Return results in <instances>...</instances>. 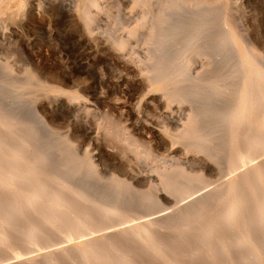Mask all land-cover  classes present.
I'll list each match as a JSON object with an SVG mask.
<instances>
[{
  "label": "rangeland",
  "instance_id": "obj_1",
  "mask_svg": "<svg viewBox=\"0 0 264 264\" xmlns=\"http://www.w3.org/2000/svg\"><path fill=\"white\" fill-rule=\"evenodd\" d=\"M24 1L0 17V264H122L125 247L109 234L169 213L174 219L161 223L171 227L169 244L197 211L224 200L235 168L264 171V127L254 115L235 123L245 99L264 93V0ZM247 147L254 160L243 166L238 150ZM56 194L80 208L55 214ZM235 226L215 253L235 237L250 264H264V222L242 216ZM89 243L95 249L62 262V251ZM163 252L153 264H176Z\"/></svg>",
  "mask_w": 264,
  "mask_h": 264
},
{
  "label": "bare ground",
  "instance_id": "obj_2",
  "mask_svg": "<svg viewBox=\"0 0 264 264\" xmlns=\"http://www.w3.org/2000/svg\"><path fill=\"white\" fill-rule=\"evenodd\" d=\"M12 0H0V17L1 16H3L4 14H7L6 12H7V10H9L10 9V6L11 5H9V3L11 2ZM24 1V0H23ZM15 2V1H14ZM14 2H12L13 4H14ZM16 2H18L17 4H20V2H22V1H16ZM25 2V1H24ZM15 5V4H14ZM13 8V7H12ZM14 10V9H13ZM11 10H9V12H10ZM17 11V10H16ZM12 12V11H11ZM3 20V19H2ZM246 78V77H245ZM243 80V79H242ZM248 80V79H247ZM257 80V79H256ZM255 81V80H254ZM259 82H260V80H259ZM249 83H251V82H249ZM253 83V82H252ZM245 84H247V83H245ZM244 84V85H245ZM260 84H262L261 82H260ZM264 84V83H263ZM260 86H262V85H260ZM255 87H258V84L255 86ZM264 87V86H263ZM248 88H251V86L250 87H248ZM260 88H262V87H260ZM251 89H254V88H251ZM250 89V90H251ZM258 89V88H257ZM242 90L244 91V89L242 88ZM262 90V89H261ZM260 90V91H261ZM249 91V90H248ZM251 92V91H250ZM262 92V91H261ZM260 92V94H262V96L260 97V100L257 98V102H249L248 101V99L249 98H247V99H245V96H244V98H243V101H244V99H245V101H244V103H242L241 105H240V107H241V109H242V114H241V116H238V118H237V120L235 121V123H237V122H239V121H241L242 119H246L247 118V120H250L249 118L251 117V116H253L254 118H253V120H252V122L254 121V123H255V121H257L256 122V124L258 125V126H256V125H254L256 128H260V127H264V107H261V106H263V105H257V103L259 102V101H263L264 100V93L262 92L261 93ZM253 93V92H252ZM255 93V92H254ZM257 93H259V91H256V94H254V95H257ZM253 96V95H252ZM247 97V96H246ZM248 97H250V96H248ZM251 98V97H250ZM253 98V97H252ZM240 99V98H239ZM242 99V98H241ZM255 99V98H254ZM239 101V100H238ZM243 101H241V102H243ZM264 102V101H263ZM262 102V103H263ZM236 103H238V102H236ZM235 107V106H234ZM239 107V106H238ZM261 111V112H260ZM195 112V111H194ZM236 113V112H235ZM198 113H196V115H197ZM229 115H232V114H229ZM193 116V115H192ZM191 116V117H192ZM229 117H232V116H229ZM234 119V118H233ZM232 119V120H233ZM194 120H195V118H194ZM235 120V119H234ZM196 121V120H195ZM251 121V120H250ZM195 123V122H194ZM228 124V123H227ZM232 124V123H231ZM230 124V125H231ZM190 125V124H189ZM229 125V126H230ZM234 125V124H233ZM237 125V124H236ZM252 125H253V123H252ZM191 126V125H190ZM193 126V125H192ZM247 126V125H246ZM5 127V126H4ZM10 127V126H9ZM252 127L253 126H251V129H252ZM255 127H253V128H255ZM243 128V127H242ZM248 128V127H247ZM4 129V128H3ZM207 129H209V127L207 128ZM227 129V128H226ZM232 129V128H231ZM258 129H256V130H258ZM1 130V129H0ZM6 130V129H5ZM4 130V131H5ZM9 130V129H8ZM12 130V129H11ZM197 130H199V128L198 129H196V131ZM224 130H225V127H224ZM223 130V131H224ZM228 130V129H227ZM227 130H225V132L227 131ZM229 130H230V128H229ZM233 130V129H232ZM236 130V129H235ZM234 130V131H235ZM248 130H249V128H248ZM256 130H254V131H256ZM261 130V131H260ZM259 131H256L258 134H260V133H262V130L263 129H260ZM2 131V130H1ZM1 131H0V133H1ZM3 131V132H4ZM10 131V130H9ZM9 131H7V132H9ZM234 131H232V132H234ZM247 131V130H246ZM246 131H243V132H245V134L246 133H248V132H246ZM2 132V133H3ZM191 132V131H190ZM205 132V131H204ZM230 132H231V130H230ZM232 132H231V134H232ZM242 132V133H243ZM10 133V132H9ZM15 133V132H14ZM4 134V133H3ZM198 134V133H197ZM237 134V133H236ZM250 134V133H249ZM257 134V135H258ZM8 135V134H7ZM200 135V134H199ZM242 136H244L243 134H241ZM4 136H6V135H4ZM9 136V135H8ZM10 136H12V135H10ZM9 136V137H10ZM201 136V135H200ZM230 136V135H229ZM231 136H233V135H231ZM235 136V135H234ZM246 136V135H245ZM244 136V137H245ZM240 137V136H239ZM8 138V137H7ZM200 138H202V137H200ZM227 138V137H226ZM236 138V137H235ZM243 138V137H242ZM241 138V139H242ZM247 138V137H246ZM3 139V138H2ZM244 139V138H243ZM242 139V140H243ZM7 140V139H6ZM226 140V139H225ZM227 140H229V139H227ZM226 140V141H227ZM248 140V139H247ZM4 141V140H3ZM3 141H1V142H3ZM225 141V142H226ZM233 141H235V140H233ZM232 140H231V142H233ZM5 143H6V141H4ZM9 142V141H8ZM228 142V141H227ZM244 142H246V141H244ZM207 143V142H206ZM235 143H236V141H235ZM9 144V143H8ZM200 144V143H199ZM198 144V145H199ZM230 144V143H229ZM232 144H234V143H232ZM3 145V144H2ZM6 145V144H5ZM202 145V144H201ZM7 146V145H6ZM202 146H204L205 147V145L203 144ZM231 146V145H230ZM232 146H235V145H232ZM18 148H17V150L15 151V154H14V159L15 160H18L21 156H22V153H23V146H21L20 148H19V146H17ZM239 147V145H237V148ZM198 148V147H197ZM202 148V147H201ZM207 148H208V146H207ZM206 148V149H207ZM237 148H236V150L235 151H237ZM199 149V148H198ZM203 149V148H202ZM239 149V148H238ZM245 149V153L246 154H242V153H240V150H238L237 152H238V154H241L242 156L243 155H245L244 156V158L240 155V161L238 160L237 161V163L238 162H240V163H244V161H246V158H248V157H246L247 155H249V153H251V151H250V147L248 148L247 147V149L246 148H244ZM233 150H234V147H233ZM232 151V150H231ZM233 152L234 154H232V155H235V153L236 152ZM253 151V150H252ZM217 153H218V151H217ZM231 153V152H230ZM255 153V152H254ZM30 154V153H29ZM214 154V153H213ZM237 153H236V155H238ZM210 155H212V153L210 154ZM235 155V156H236ZM213 156V155H212ZM214 156H217L216 154H214ZM213 156V157H214ZM219 156V155H218ZM217 156V157H218ZM250 156V155H249ZM252 156H254V155H252ZM23 157V156H22ZM38 157V156H37ZM222 157V156H221ZM221 157H219V158H216V159H221ZM229 157H232V156H228V158ZM12 158V157H11ZM234 158V157H233ZM238 158V159H239ZM253 159V157H250V158H248L249 160L250 159ZM8 159V158H7ZM37 159V158H36ZM212 159V158H211ZM243 159H245V160H243ZM251 159V160H252ZM260 159V158H259ZM24 160V159H23ZM230 160H231V158H230ZM254 160V159H253ZM252 160V161H253ZM261 160H263L264 161V158H261ZM34 161V160H33ZM252 161H250V163H252ZM257 161H259L258 159H257ZM2 162V161H1ZM31 162V161H30ZM227 162V161H226ZM246 162H248V161H246ZM22 163L23 162H21V165H22ZM37 163V161H35L34 162V170L35 169H37V168H40L39 166H41L40 164H36ZM205 163H207V162H205ZM227 163H229V162H227ZM235 164H231V165H237L236 164V162H234ZM242 163V165L243 166H246V164L244 165ZM256 163H258V162H256ZM260 163V162H259ZM262 163V162H261ZM8 164V163H7ZM19 164H20V162H19ZM25 164V163H24ZM27 164V163H26ZM30 164V163H29ZM209 164V163H208ZM230 164V163H229ZM228 164V165H229ZM248 164H249V162H248ZM5 165V164H4ZM33 165V164H32ZM226 165V164H225ZM262 165V167H264L263 165L264 164H261ZM29 166V165H28ZM51 166V165H50ZM247 166H249V165H247ZM37 167V168H36ZM208 167V166H207ZM231 167H233V166H230V169H231ZM236 166H234V168H235ZM238 167H241V164H240V166H238ZM9 168V167H8ZM219 168H221V167H219ZM219 168H217L218 170H219ZM242 168V167H241ZM229 169V168H228ZM239 169L240 170V168H235V171L236 172H238L237 170ZM52 170V169H51ZM54 170V169H53ZM30 171V170H29ZM38 171V170H37ZM41 171V170H40ZM50 171V170H49ZM232 171H233V169H232ZM235 171H233V173H234V175H232L231 177H229L228 179L226 178V181L224 182V187H222V185H221V183L219 184V185H221V187L223 188V197H224V200L221 202V203H217L216 202V204H214V203H212V204H207L206 206H205V210H207V212L205 211H203L202 212V215H198V211L196 210V208H194L196 211H197V214H195V221L193 220V222H189V223H187V225L184 227V228H182V229H180V231H179V233L177 232H175L176 230H174V232H175V234L176 235H172L173 237V239H170L171 240V242H169V244L165 241V237H166V232H167V230H169V231H171V227L168 229L167 227L168 226H166V227H164L163 225L161 226V223L164 221H166V220H168V219H170L171 218V215H169V213H160L159 215H155L156 213H154V215L155 216H150V215H145L144 216V219L141 221V223L140 222H138V224L137 225H135L134 227H132L131 229L130 228H123L122 230H116L115 231V233H111V234H109V238H111L110 236H112V238H114L115 236H116V240H117V244H121V245H123L122 246V248L123 247H125V250L123 249V252L125 253V258L123 259L124 260V262L122 263V264H127V263H129V262H134V264H153L155 261H154V259L156 260V258H158L157 257V254H161V252H163V251H165V252H163V254L162 255H165V257H166V263H167V260H169L170 258L171 259H173L174 261H175V259H176V257L178 258L175 262H176V264H250L249 263V260H251V259H249L248 258V256H246L245 254H246V251L247 250H245V249H247L246 248V246L244 245V247L245 248H241V245L240 244H238L237 242H235L234 240H233V238H235V237H233L232 238V240L230 241V243L228 244V246H221V249L218 251V252H216L215 253V249H216V245H218V243H222V241H220V236H223L224 235V238L223 239H226L227 238V236H228V239L230 240L231 239V237H232V235H233V233H235L234 232V228H236V226H235V224L238 222V220H239V218H241L242 216H249V217H253L254 219H256L257 221H259V223L260 222H264V184L263 183H261L260 181L262 180L263 181V177L261 176V175H264V171H262L261 170V166L260 165H252L251 164V166H249V167H246V168H244L242 171L240 170V172H238V173H235ZM260 171H262L261 173H263V174H261L260 173ZM12 172V171H11ZM37 173H39V172H37ZM230 174H231V172H229ZM259 173L261 174V175H259ZM30 174V173H29ZM40 174H41V172H40ZM229 174V175H230ZM259 175L258 176V178L261 176V178L260 179H257L258 180V183H257V185H255V188L254 187H251V188H249V189H245L246 187H249V186H252V182L254 181V180H251V179H256V178H254V176L255 177H257L256 175ZM13 175H15V174H13ZM18 175H21L20 173L18 174ZM23 175V174H22ZM52 175H54V174H52ZM228 175V174H227ZM228 175V176H229ZM26 176V175H25ZM43 176V175H42ZM47 176V175H46ZM40 177V176H39ZM44 177V176H43ZM42 177V178H43ZM60 177H61V175H60ZM226 177V176H225ZM42 178H40V179H42ZM7 179V178H6ZM24 179V178H23ZM22 179V180H23ZM38 179V178H37ZM37 179H36V181H37ZM57 179V178H56ZM55 179V180H56ZM51 180V179H50ZM251 180V181H250ZM35 181V182H36ZM53 181V180H52ZM251 183H250V182ZM37 182H39V181H37ZM58 182V181H57ZM250 183V185H249V183ZM264 182V181H263ZM8 183V182H7ZM13 183V182H12ZM21 183V182H20ZM44 184V183H43ZM42 184V185H43ZM58 184V183H57ZM177 184H178V182H177ZM223 184V183H222ZM246 184V185H245ZM254 184V183H253ZM8 185V184H7ZM56 185V184H55ZM248 185V186H247ZM263 186L262 188H260L261 186ZM23 186H25V185H23ZM27 186H29V185H27ZM13 187V186H12ZM41 187V186H40ZM44 187V186H43ZM28 188V187H27ZM38 188V187H37ZM217 189V188H216ZM243 189H245L244 191H246V193L243 191ZM254 189V190H253ZM8 190V189H7ZM79 190V189H78ZM213 191V190H212ZM215 191H217V190H215ZM215 191H213L214 193H215ZM22 192V191H21ZM73 192V191H72ZM207 192V191H206ZM210 192H211V190H210ZM218 192V191H217ZM36 193V192H35ZM69 193H70V191H69ZM98 194V193H97ZM204 194V193H203ZM201 195V196H204V195ZM209 194H212V192L211 193H208V195ZM219 194V193H218ZM258 194H262V197L261 196H259V197H261V200H260V198L257 200V198L256 197H258ZM3 195V194H2ZM207 194H205V196H206ZM217 195V194H216ZM215 195V199L216 198H218L217 196ZM1 196V195H0ZM11 196V195H10ZM23 196V195H22ZM221 196V197H222ZM4 197V196H3ZM70 195L69 196H62V195H60V194H56L53 198H52V200H51V202H50V204L52 203L53 205L51 206V205H49V206H51V211H53L54 213L56 212V213H58V210L59 211H61L62 209L65 211H67V210H69V208L72 206L73 207V205H72V203H71V201H70ZM198 197V196H197ZM17 198V197H16ZM87 198V197H86ZM202 198V197H201ZM206 198V197H205ZM220 198V197H219ZM263 198V199H262ZM44 199V198H43ZM72 199V198H71ZM199 199V198H198ZM213 198H211L210 200H212ZM223 199V198H222ZM45 200V199H44ZM77 201H78V199H76ZM80 200H81V198H80ZM84 200V199H83ZM193 200V199H192ZM194 200H196V198H194ZM200 200V199H199ZM217 200V199H216ZM256 200H257V203H256ZM15 201V200H14ZM13 201V202H14ZM42 201V200H41ZM76 201V202H77ZM214 201V200H213ZM193 202H195V201H193ZM31 203V202H30ZM29 203V204H30ZM33 203V202H32ZM92 203H94V202H92ZM202 203V202H201ZM249 203H250V205L251 204H253L254 206H255V208H250L248 205H249ZM123 204V203H122ZM125 204V203H124ZM199 204H200V202H199ZM225 204L227 205V207L225 206ZM14 205V204H13ZM80 205H81V203H80ZM79 205V206H80ZM133 205V204H132ZM28 206V205H27ZM30 206V205H29ZM59 206H61V207H59ZM79 206H75L74 205V207H75V209L76 208H78ZM103 206V205H102ZM187 206V205H186ZM229 206H232V207H229ZM253 206V207H254ZM13 207V206H12ZM21 207H22V205H21ZM71 207V208H72ZM73 207V208H74ZM89 207V206H88ZM88 207H87V205H86V208H83L84 209V215H82V217H83V219L84 220H86V217L88 216V215H90L89 213H87L86 212V210L88 209ZM178 207H180V206H178ZM185 207V206H184ZM229 207V208H228ZM47 208V207H46ZM45 208V209H46ZM61 210H60V209ZM80 208V207H79ZM82 208V207H81ZM90 208V207H89ZM119 208V207H118ZM181 208V207H180ZM83 209H81V211L83 210ZM126 209V208H125ZM204 209V208H203ZM48 210V209H47ZM71 210V209H70ZM79 210V209H78ZM88 210H92L91 208L90 209H88ZM106 210V209H105ZM177 210V209H176ZM183 210V209H182ZM186 210V209H185ZM191 210H192V208H191ZM194 210V211H195ZM38 211H40V209H38ZM50 211V210H49ZM179 211H181V210H179ZM193 211V210H192ZM192 211H190V212H192ZM196 211H195V213H196ZM201 211V210H200ZM26 212V211H25ZM41 212V211H40ZM117 212H118V210H117ZM29 213L31 214V211H29ZM29 213H27V214H29ZM55 213V214H56ZM71 213H72V210H71ZM81 213V212H80ZM79 213V214H80ZM173 213V212H172ZM171 213V214H172ZM182 213V212H181ZM18 214V213H17ZM22 214V213H21ZM25 214V213H24ZM23 214V216H25ZM53 214V213H52ZM54 214V215H55ZM70 214V213H69ZM82 214H83V212H82ZM177 214V216H178V214H179V212L178 213H176ZM175 214V215H176ZM192 214H194V213H192ZM37 215V214H36ZM41 215V214H40ZM39 215V216H40ZM51 215V214H50ZM139 215V214H138ZM22 216V217H23ZM172 216H174V214L172 215ZM185 216V215H184ZM61 217H63V216H61ZM137 217V216H136ZM176 217V216H175ZM24 218V217H23ZM139 218V217H138ZM178 218H179V216H178ZM25 219V218H24ZM27 219V218H26ZM25 219V220H26ZM66 219V218H65ZM103 218H101V220H102ZM172 219V218H171ZM173 219H174V217H173ZM172 219V220H173ZM180 219V218H179ZM7 220V219H6ZM27 220H30V219H27ZM46 220V219H45ZM141 220V219H140ZM171 220V221H172ZM61 221V220H60ZM126 221V220H125ZM170 221V220H169ZM176 221H178V220H176ZM175 221V222H176ZM183 221V220H182ZM247 221V220H246ZM24 222V221H23ZM83 222V221H82ZM99 222V221H98ZM180 222H181V219H180ZM184 222V221H183ZM15 223V222H14ZM171 223V222H170ZM172 223H174V222H172ZM178 223V222H177ZM249 223V222H248ZM257 223V222H256ZM80 224H82V223H80ZM182 224V223H181ZM244 224H245V222H244ZM239 225V224H238ZM241 225V224H240ZM177 227H178V225H176ZM242 226V225H241ZM246 226V225H245ZM247 226H248V228H246V229H249L250 227H251V222L249 223V224H247ZM246 226V227H247ZM254 226V225H253ZM29 227H30V225H29ZM43 227V226H42ZM89 227V226H88ZM125 227V226H124ZM180 227V226H179ZM98 228V227H97ZM106 228V227H105ZM108 228H109V226H108ZM181 228V227H180ZM251 228H253V227H251ZM256 228H257V226H256ZM260 228V227H259ZM264 228V227H263ZM24 229V228H23ZM55 229V228H54ZM95 229V228H94ZM102 229V228H101ZM28 230V229H27ZM84 230V229H83ZM107 230V228L105 229V231ZM173 230V229H172ZM251 230V229H250ZM254 230V229H253ZM82 231V230H81ZM94 231V230H93ZM103 231V230H102ZM255 231V230H254ZM253 231V232H254ZM262 231H264L263 229H262ZM80 232V231H79ZM87 232V231H86ZM85 232V233H86ZM104 232V231H103ZM238 232V231H237ZM242 232L244 233L245 231H244V229H242ZM252 232V231H251ZM251 232H250V234H251ZM90 233V232H89ZM104 233H107V231L106 232H104ZM241 233V232H240ZM33 234H35L34 232H33ZM82 234H83V232H82ZM238 234V233H237ZM246 234L248 235H246L247 237H249L248 238V240L250 241V242H252V239L254 238H252L251 236H252V234H251V236H249V234H248V232H247V230H246ZM261 234V233H260ZM259 234V235H260ZM85 235V234H84ZM102 235V234H101ZM105 235V234H104ZM235 235V234H234ZM245 235V234H244ZM243 235V236H244ZM83 236V235H82ZM90 236V235H89ZM103 236V235H102ZM114 236V237H113ZM168 236H170L169 234H168ZM71 237V236H70ZM81 237V236H80ZM101 237V236H100ZM226 237V238H225ZM242 237V236H241ZM246 237V238H247ZM264 237V236H263ZM30 238H32V237H30ZM30 238H29V240H30ZM246 238H244L245 240H246ZM105 239V238H104ZM103 239V240H104ZM115 239H112L113 241H111L110 239V241H109V243L110 242H112V246H116V243L114 242V240ZM198 239V240H197ZM212 239H214V241L212 240ZM255 239V238H254ZM92 240V239H91ZM91 240H89V241H91ZM169 240V241H170ZM227 240V239H226ZM145 242H148L149 243V248L145 245V247H147L149 250H148V252H149V254L148 253H146V251L144 250V243ZM3 244H4V242H2ZM100 243V242H99ZM107 243V242H106ZM143 244V248H142V250H141V247L139 246V244ZM147 243V244H148ZM213 243H215V247H213ZM240 243V242H239ZM108 244V243H107ZM141 244V245H142ZM242 244V243H241ZM250 244V243H249ZM92 243H89V244H87V245H84L85 247H80V248H76V252H75V250H72L71 248H69L68 250H66V251H62V255L61 254H59V256L62 258V262H63V259H66L65 257H63V256H67V255H69V256H67V258H69L70 257V254H72L73 253V251H74V255H81V257L82 256H84L85 254V251H87V250H85V249H88L89 250V252L91 251V250H93V248H94V246L92 245ZM140 247V249H139V247ZM257 245V244H256ZM260 245V244H259ZM0 246H2V245H0ZM118 246H120V245H118ZM248 246V245H247ZM104 247H108V246H104ZM117 247V246H116ZM121 247V246H120ZM218 247H220V246H218ZM243 247V246H242ZM250 247V246H249ZM256 247V246H255ZM257 247H260V246H258L257 245ZM68 248V247H67ZM101 248V247H100ZM113 248V247H112ZM159 248H162V249H160V251H159ZM215 248V249H214ZM95 249V248H94ZM252 249V248H251ZM57 250V249H56ZM110 250V249H109ZM115 250V249H114ZM262 250V249H261ZM103 251V250H102ZM111 251V250H110ZM113 251V250H112ZM259 251V250H258ZM88 252V251H87ZM86 252V253H87ZM122 252V253H123ZM160 252V253H159ZM255 252V251H254ZM107 253V252H106ZM110 253V252H109ZM144 253H146V254H148L147 256H145V255H143ZM49 254V253H48ZM52 254V253H51ZM54 254V253H53ZM58 254V253H57ZM84 254V255H83ZM248 254V253H247ZM255 254V253H254ZM261 254H264V253H261ZM50 255V254H49ZM105 255V254H104ZM132 255V256H131ZM249 255V254H248ZM252 255V254H251ZM250 255V256H251ZM94 256V255H93ZM256 256V255H255ZM257 256H258V254H257ZM57 256H56V254H54V256H49V258L51 259L50 261H53L54 260V258L56 259V260H58L57 258H56ZM71 257H73L72 255H71ZM88 257V256H87ZM113 257V256H112ZM111 257V258H112ZM124 257V256H123ZM164 257V256H163ZM252 257V256H251ZM94 258V257H93ZM127 258V259H126ZM71 259H73V258H71ZM76 259H77V257H76ZM105 259V258H104ZM159 259V258H158ZM157 259V260H158ZM164 259V258H163ZM254 259V258H253ZM263 259V258H262ZM67 260V259H66ZM157 260H156V262H157ZM161 260H162V258H161ZM257 260V259H256ZM35 261V260H34ZM33 261V262H34ZM46 261V260H45ZM59 261V260H58ZM65 261V260H64ZM80 261V260H79ZM96 261V260H95ZM105 261V260H104ZM160 261V260H159ZM163 261V260H162ZM162 261H160L161 263H162ZM173 261V262H174ZM98 262V261H97ZM155 262V263H156ZM173 263L172 261H169V263ZM44 263V262H43ZM42 263V264H43ZM54 263H55V261H54ZM68 263V262H67ZM70 263V262H69ZM163 263H164V261H163ZM162 263V264H163ZM262 263H263V261H262ZM22 264H24V263H22ZM26 264V263H25ZM27 264H29L28 262H27ZM52 264V263H51ZM60 264H62V263H60ZM76 264V263H75ZM110 264V263H109ZM130 264V263H129ZM133 264V263H132ZM160 264V263H159ZM257 264V263H256Z\"/></svg>",
  "mask_w": 264,
  "mask_h": 264
}]
</instances>
